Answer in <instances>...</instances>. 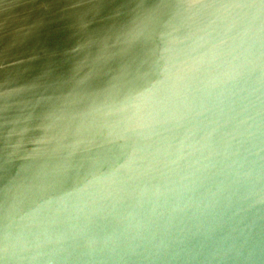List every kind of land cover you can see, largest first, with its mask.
<instances>
[{
    "label": "water",
    "instance_id": "obj_1",
    "mask_svg": "<svg viewBox=\"0 0 264 264\" xmlns=\"http://www.w3.org/2000/svg\"><path fill=\"white\" fill-rule=\"evenodd\" d=\"M0 264H264V0H0Z\"/></svg>",
    "mask_w": 264,
    "mask_h": 264
}]
</instances>
